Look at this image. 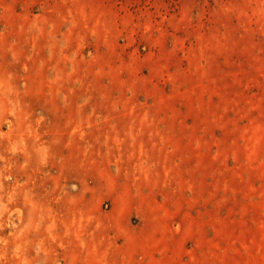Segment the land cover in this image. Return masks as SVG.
I'll return each mask as SVG.
<instances>
[{"label":"rangeland","instance_id":"rangeland-1","mask_svg":"<svg viewBox=\"0 0 264 264\" xmlns=\"http://www.w3.org/2000/svg\"><path fill=\"white\" fill-rule=\"evenodd\" d=\"M0 264H264V0H0Z\"/></svg>","mask_w":264,"mask_h":264}]
</instances>
